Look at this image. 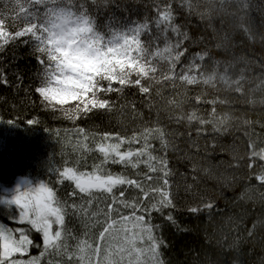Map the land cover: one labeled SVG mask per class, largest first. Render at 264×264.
<instances>
[{
    "label": "trees",
    "instance_id": "16d2710c",
    "mask_svg": "<svg viewBox=\"0 0 264 264\" xmlns=\"http://www.w3.org/2000/svg\"><path fill=\"white\" fill-rule=\"evenodd\" d=\"M180 4H174L175 23L182 26L187 41L180 43L188 49L182 68L191 71L175 68L181 63L180 53L168 40L151 54L159 71L148 81L153 87L149 97L134 86L125 87L122 93L108 96L115 102L111 111L94 110L75 122L41 107L34 92L41 67L31 44L17 40L0 50V73L9 81L0 85V188L14 186L17 179L43 180L51 182L59 198L79 203L78 197H68L69 182L57 183L58 171L81 157L89 165L98 162L95 149L105 132L130 136L145 126H160L176 147L166 157L176 208L152 212V223L160 226L157 234L168 245L162 258L167 264H264V186L252 178L264 161L250 158V143L257 151L264 147V0H180ZM154 7L153 0H115L98 10V23L106 24L112 16L120 21L151 17ZM13 8L12 0H0V13L14 16ZM193 56L208 59L193 60ZM195 97L211 103L198 105ZM9 119L17 124L8 123ZM28 119L38 123L28 125ZM202 125L207 126L204 132ZM77 128L89 133L86 142ZM83 143L92 151L85 152ZM153 144V155H164L159 142ZM111 169L117 172L121 167ZM135 171L148 170L142 165L125 174L135 178ZM187 185H192L190 191ZM129 195L137 193L130 190ZM201 198L215 207L196 214L186 210L202 206ZM13 209L0 206V221L20 228V221L6 219L7 210ZM170 211L174 222L165 219ZM66 227L80 239L87 238L85 231H97L94 222L86 228L85 221L71 213ZM23 228L28 231L30 225ZM30 238L39 247L31 248L28 256H39L41 234L31 230ZM49 260L63 264L64 258L46 254L41 264Z\"/></svg>",
    "mask_w": 264,
    "mask_h": 264
},
{
    "label": "snow or ice",
    "instance_id": "6c2138e0",
    "mask_svg": "<svg viewBox=\"0 0 264 264\" xmlns=\"http://www.w3.org/2000/svg\"><path fill=\"white\" fill-rule=\"evenodd\" d=\"M114 2L12 0L16 14L0 13V50L17 40L33 47L41 67L34 92L45 110L75 122L87 118L94 110L111 111L115 102L108 96L122 93L125 87L134 86L142 96L149 97L153 87L148 81L159 71L151 63L155 59L151 54L168 40L177 45L180 53L177 60L181 63L175 68L191 71L182 68V57L188 49L180 41L185 43L187 39L182 26L175 23L174 4L182 7L180 0H153L154 16L136 20L126 17L124 21L112 16L101 25L98 10ZM196 59L208 57L193 56ZM17 80L22 83V77L18 76ZM8 84L6 74L0 73V85ZM188 84L192 86V81L188 80ZM194 99L198 105L211 103L199 97ZM7 122L17 124L12 119ZM37 123L34 119L27 120L28 125ZM202 127L204 132L207 126ZM76 132L85 142L89 139L86 129L77 128ZM202 132L198 130L196 134ZM100 140L95 149L100 154L98 162L89 165L81 157L56 173L57 183L69 182L72 191L68 197H78L79 203L59 198L51 182L43 180L34 186L25 182L24 187L17 188L9 201L15 207L7 210L10 215L6 219L16 222L18 217L20 222L30 225V230L13 229L0 221V264H41L46 254L63 257V264H167L162 249L168 245L157 234L160 226L152 223V212L163 214L165 209L176 208L168 179L172 170L166 158L168 150H176L175 144L160 126H145L130 136L105 132ZM153 141L159 142L164 155H153L156 151ZM82 146L85 152L92 151L87 143ZM250 150L251 159L259 157L264 161V147L257 151L250 143ZM114 165H119L121 170L112 171ZM142 165L147 172L135 171V178L125 174L139 170ZM252 178L264 186V165ZM191 189L192 185H187V190ZM130 190L137 195L130 196ZM201 204L186 210L196 214L215 207L213 202L204 203L203 198ZM69 213L84 220L86 228L89 222H94L97 231H85L86 239L73 236L66 227ZM165 219L174 222L171 211ZM31 230L41 234L43 250L39 256H28L31 248L39 247L30 238ZM47 264H61V261L49 260Z\"/></svg>",
    "mask_w": 264,
    "mask_h": 264
},
{
    "label": "rangeland",
    "instance_id": "374dc122",
    "mask_svg": "<svg viewBox=\"0 0 264 264\" xmlns=\"http://www.w3.org/2000/svg\"><path fill=\"white\" fill-rule=\"evenodd\" d=\"M25 182H27L28 184L31 185H36L38 182H35L31 179H17L16 183L14 186L10 187V188H0V206H4V207H15L13 204H11L9 201L10 199L15 195L16 190L18 187H24L25 186ZM18 217H17V221ZM21 223V227L23 228L24 226H27V222H20ZM23 226V227H22Z\"/></svg>",
    "mask_w": 264,
    "mask_h": 264
}]
</instances>
